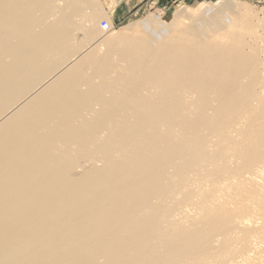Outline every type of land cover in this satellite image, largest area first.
<instances>
[{"label":"bare ground","instance_id":"obj_1","mask_svg":"<svg viewBox=\"0 0 264 264\" xmlns=\"http://www.w3.org/2000/svg\"><path fill=\"white\" fill-rule=\"evenodd\" d=\"M99 4L0 0V264H264V12Z\"/></svg>","mask_w":264,"mask_h":264},{"label":"rangeland","instance_id":"obj_2","mask_svg":"<svg viewBox=\"0 0 264 264\" xmlns=\"http://www.w3.org/2000/svg\"><path fill=\"white\" fill-rule=\"evenodd\" d=\"M100 4L98 5V9L101 12L100 17L98 19L97 25L99 28H101V31H109L104 30L101 27V21L104 19H107L110 23L113 22L116 30H120L121 28L127 26H130V23L132 24L133 21L136 20H143L146 17L153 15L157 17L159 20L166 22V23H172V21L176 17V12L180 10L181 8L191 6L195 7L198 6L200 3L205 1H213L217 2L218 0H138V3L141 7L140 10H137L136 12H130L124 19L119 20L116 19V12L115 9L119 6L121 1L117 4V0H99ZM116 1V3H115ZM137 2V0H135ZM239 1H247L248 4L252 5L256 10H259V15L263 16L264 14V3L256 2L254 0H239ZM210 13V10H208ZM263 14V15H262ZM198 15H201V12L199 11ZM110 16V17H108ZM108 18H111L110 21ZM130 28V27H129ZM132 28V27H131ZM130 28V29H131ZM80 37L82 36V33H79ZM154 35H156L154 33ZM153 35V37H155ZM81 40L84 42L85 39L81 38ZM81 43V42H80ZM84 49V47H83Z\"/></svg>","mask_w":264,"mask_h":264},{"label":"crops","instance_id":"obj_3","mask_svg":"<svg viewBox=\"0 0 264 264\" xmlns=\"http://www.w3.org/2000/svg\"><path fill=\"white\" fill-rule=\"evenodd\" d=\"M157 1V0H154ZM159 1V0H158ZM138 0L137 2L135 0H122L119 6L115 9L116 12V19L122 20L124 19L130 12H136L137 10H140L141 7L138 6Z\"/></svg>","mask_w":264,"mask_h":264},{"label":"built area","instance_id":"obj_4","mask_svg":"<svg viewBox=\"0 0 264 264\" xmlns=\"http://www.w3.org/2000/svg\"><path fill=\"white\" fill-rule=\"evenodd\" d=\"M256 2H261V3H264V0H254ZM113 25L109 23V21L107 19H104L101 21V27L104 29V30H109L111 29Z\"/></svg>","mask_w":264,"mask_h":264}]
</instances>
